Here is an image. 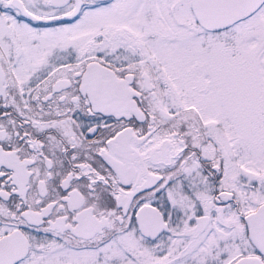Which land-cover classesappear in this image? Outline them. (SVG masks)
Masks as SVG:
<instances>
[{
	"label": "snow or ice",
	"instance_id": "1",
	"mask_svg": "<svg viewBox=\"0 0 264 264\" xmlns=\"http://www.w3.org/2000/svg\"><path fill=\"white\" fill-rule=\"evenodd\" d=\"M0 264H264V0H0Z\"/></svg>",
	"mask_w": 264,
	"mask_h": 264
}]
</instances>
